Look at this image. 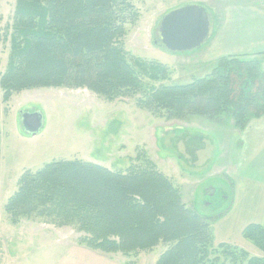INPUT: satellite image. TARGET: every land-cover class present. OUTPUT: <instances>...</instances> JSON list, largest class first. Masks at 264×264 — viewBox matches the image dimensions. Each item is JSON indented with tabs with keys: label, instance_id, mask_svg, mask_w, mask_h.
Here are the masks:
<instances>
[{
	"label": "trees",
	"instance_id": "1",
	"mask_svg": "<svg viewBox=\"0 0 264 264\" xmlns=\"http://www.w3.org/2000/svg\"><path fill=\"white\" fill-rule=\"evenodd\" d=\"M135 14L126 0H16L11 53L0 76L3 101L25 89L65 86L109 101L142 91L138 104L161 115L196 113L219 123L232 120L238 129L250 118L247 104L256 106L250 116L264 114V88L250 90L264 70L244 54L220 57L212 73L189 83L144 88L141 74L167 80L170 71L129 58L125 26ZM4 40L0 29V44ZM4 210L14 224L35 217L72 226L82 233V245L107 253L131 257L162 244L156 264H264L263 256L234 244L215 245V218L190 207L180 186L147 157L127 170L77 158L27 169ZM242 236L264 252V223L248 224Z\"/></svg>",
	"mask_w": 264,
	"mask_h": 264
},
{
	"label": "rangeland",
	"instance_id": "2",
	"mask_svg": "<svg viewBox=\"0 0 264 264\" xmlns=\"http://www.w3.org/2000/svg\"><path fill=\"white\" fill-rule=\"evenodd\" d=\"M126 1L132 4L136 12L125 26L124 46L129 58L140 59L152 67L159 64L170 71L167 80H153L141 74L144 88L161 83H189L195 77L212 73L215 61L208 62L206 58L214 56L210 53L216 49L220 31L226 29V24L234 23L229 32L236 35L234 40L237 44L245 42L252 32L251 24L246 22L253 19L249 15L252 14L250 9L254 7L253 4L264 6V0ZM189 3L202 5L211 14L213 35L200 48L172 53L160 43L156 29L166 13ZM15 7L16 0H0V29L5 39L0 44V76L7 67L11 53ZM248 45L240 46L245 48ZM248 56L247 59L257 60L264 70L263 55ZM260 81L254 80L252 83L250 90L253 94L264 88V78ZM242 84L241 78L239 91ZM142 96L143 92L138 91L109 101L87 88L58 86L25 89L14 93L8 102H4L0 85V226L5 228V224L9 225L4 204L17 189L18 180L27 169L36 170L54 160L77 158L113 170H127L147 157L180 186L183 198L190 207L215 218L213 228L217 234L215 222L232 206L237 176L241 175L238 177L240 186L244 181L241 165L237 163V144L240 141L237 140L236 131L242 132L256 122L257 118L250 116L256 109L255 104L246 105V114L250 118L244 129H238L232 120L219 123L196 113L169 118L168 115L140 106L138 99ZM194 102L198 105L202 100L197 98ZM21 111L42 113L44 126L39 134L33 136L24 130ZM210 188L216 192L214 197L207 193ZM230 224L232 220L227 219L220 226L226 227L227 233L232 235L231 239L227 241L215 236V245L228 242L252 255L264 257V252L252 242H241L244 238L235 234ZM9 230L11 232L5 229L6 238L21 244L24 237L19 248L29 250V256L20 264H57L64 255L71 253L67 246L82 245L79 241L82 233L74 227H59L41 218H24ZM164 248L161 244L153 250L141 251L126 261L141 260L147 264L158 258L160 250ZM36 249L37 253L31 256L32 250ZM116 256L120 258V255Z\"/></svg>",
	"mask_w": 264,
	"mask_h": 264
},
{
	"label": "crops",
	"instance_id": "3",
	"mask_svg": "<svg viewBox=\"0 0 264 264\" xmlns=\"http://www.w3.org/2000/svg\"><path fill=\"white\" fill-rule=\"evenodd\" d=\"M253 6L254 7L250 9L252 14H249L253 19L246 21L251 24L252 28V32L248 35V39L244 40L245 42L243 43L237 44L234 40L236 35L233 32H229L234 23L226 24V29L224 28L217 35L219 38H217L216 41V49H212L210 53L214 56L212 58H210V56L206 58L208 62L216 61L220 57L226 55L244 54L253 56L261 54L264 56V6H259V4H253ZM251 28H249V30H251ZM244 44L249 45L245 48L240 46ZM236 132L237 140L240 141L237 146L239 147V153L241 152L240 154L237 152V163L241 165V173H243L242 178L244 181L241 182L240 186L238 184V177H241V175L237 176V188L232 206L214 225L215 229L217 228V234H215V236L227 241L231 239L232 235L227 233L225 226H220L225 224L227 219L232 220V224H230L232 231L234 230L233 232L240 236H242V231L248 224L253 222L262 223L264 221V115L258 117L250 128L242 132ZM244 184L245 186H242ZM10 223L12 224L11 226ZM19 223L20 222L17 224ZM8 224L9 225L5 224V228L0 226V264H20V261L29 256V250L23 251L19 248V246L23 244L22 240L24 237H22L20 241L21 244H17L16 241L6 238L4 235L5 229L10 231V228L13 229L16 227V224L12 223L10 220ZM15 233L18 235L20 234L18 232ZM243 241L246 244H250L249 240L241 239V242ZM67 249H70L71 253L66 256L64 255L62 260L57 264H127L128 261L126 260L129 258L120 252L107 253L91 249L85 245H76L75 247L67 246ZM67 249H65V252ZM162 250L163 249L160 250V253ZM37 251L38 249L32 250L30 255H34ZM116 255H120V258ZM156 260L157 258L153 261L150 260L147 264H156ZM135 264L143 263L140 260Z\"/></svg>",
	"mask_w": 264,
	"mask_h": 264
},
{
	"label": "water",
	"instance_id": "4",
	"mask_svg": "<svg viewBox=\"0 0 264 264\" xmlns=\"http://www.w3.org/2000/svg\"><path fill=\"white\" fill-rule=\"evenodd\" d=\"M211 14L198 4L189 3L170 10L160 20L156 35L172 53H185L200 48L213 35ZM24 130L33 136L40 133L44 118L40 111H21Z\"/></svg>",
	"mask_w": 264,
	"mask_h": 264
},
{
	"label": "flooded vegetation",
	"instance_id": "5",
	"mask_svg": "<svg viewBox=\"0 0 264 264\" xmlns=\"http://www.w3.org/2000/svg\"><path fill=\"white\" fill-rule=\"evenodd\" d=\"M208 192V195H210V196H212V197H214L215 196V194H216V192H215V190L214 189H212V188H210V189H208L207 190Z\"/></svg>",
	"mask_w": 264,
	"mask_h": 264
}]
</instances>
